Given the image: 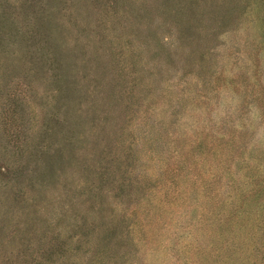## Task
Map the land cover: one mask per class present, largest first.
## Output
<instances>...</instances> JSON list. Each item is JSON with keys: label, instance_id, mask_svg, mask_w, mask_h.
I'll list each match as a JSON object with an SVG mask.
<instances>
[{"label": "rangeland", "instance_id": "rangeland-1", "mask_svg": "<svg viewBox=\"0 0 264 264\" xmlns=\"http://www.w3.org/2000/svg\"><path fill=\"white\" fill-rule=\"evenodd\" d=\"M0 264H264V0H0Z\"/></svg>", "mask_w": 264, "mask_h": 264}]
</instances>
